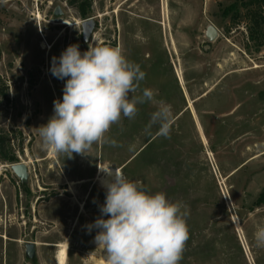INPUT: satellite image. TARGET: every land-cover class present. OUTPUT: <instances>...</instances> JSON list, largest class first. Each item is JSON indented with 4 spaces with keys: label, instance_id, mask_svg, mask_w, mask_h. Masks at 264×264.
Instances as JSON below:
<instances>
[{
    "label": "rangeland",
    "instance_id": "obj_1",
    "mask_svg": "<svg viewBox=\"0 0 264 264\" xmlns=\"http://www.w3.org/2000/svg\"><path fill=\"white\" fill-rule=\"evenodd\" d=\"M91 2L85 18L69 0H0V264H58L63 242L66 264H105L98 230L87 226L101 217L106 190L96 179L108 167L186 207L180 264H264L254 240L264 226V0ZM72 44L120 47L139 64L140 89L171 105L170 138L156 135L159 125L145 131L156 105L144 103L107 134L122 146L49 158L38 128L65 84L52 75V58Z\"/></svg>",
    "mask_w": 264,
    "mask_h": 264
},
{
    "label": "clouds",
    "instance_id": "obj_2",
    "mask_svg": "<svg viewBox=\"0 0 264 264\" xmlns=\"http://www.w3.org/2000/svg\"><path fill=\"white\" fill-rule=\"evenodd\" d=\"M50 71L65 80L62 100H54V114L38 128L41 148L50 155L71 158L73 153L86 154L93 144L122 146L107 134L122 117L134 119L137 105L144 103L156 105L145 131L151 135L152 127L159 125L156 135L170 138L171 105L157 100L151 89H140L146 73L120 47L89 46L81 52L79 45H69L52 58ZM104 171L113 178L104 184L101 217L87 227L98 230L94 240L105 264H180L189 239L186 207L163 192L149 193L120 169ZM254 240L256 247L264 248V226L257 227Z\"/></svg>",
    "mask_w": 264,
    "mask_h": 264
},
{
    "label": "bare ground",
    "instance_id": "obj_3",
    "mask_svg": "<svg viewBox=\"0 0 264 264\" xmlns=\"http://www.w3.org/2000/svg\"><path fill=\"white\" fill-rule=\"evenodd\" d=\"M36 19L39 21L42 19V15L41 13H37L35 14ZM39 23V22H38ZM41 48L42 49H52V45L48 44L46 41H44L41 44ZM182 79V78H181ZM203 139L204 141H206V137L203 135ZM54 155H49L48 157H52L53 158ZM110 168V171L112 173H115V170L118 168H112V167H108ZM107 168V169H108ZM113 177L110 176L106 171H102L99 173L98 177H97V182L100 184V186L105 189L104 184L106 182H108L109 180H111ZM106 190V189H105ZM6 237V236H5ZM7 238V237H6ZM59 247L58 251H57V262L58 264H66L67 263V257H68V246L67 243L63 242L57 245ZM105 255V254H104ZM104 255H103V261L105 263V259H104Z\"/></svg>",
    "mask_w": 264,
    "mask_h": 264
},
{
    "label": "water",
    "instance_id": "obj_4",
    "mask_svg": "<svg viewBox=\"0 0 264 264\" xmlns=\"http://www.w3.org/2000/svg\"><path fill=\"white\" fill-rule=\"evenodd\" d=\"M56 15H61V9L57 8ZM83 36L86 41H89L93 35L96 22L94 18L90 17L83 20ZM14 170L20 178L25 179L27 177L26 166L23 163H17L14 166ZM27 253L30 257L35 255V243H28L27 244Z\"/></svg>",
    "mask_w": 264,
    "mask_h": 264
},
{
    "label": "trees",
    "instance_id": "obj_5",
    "mask_svg": "<svg viewBox=\"0 0 264 264\" xmlns=\"http://www.w3.org/2000/svg\"><path fill=\"white\" fill-rule=\"evenodd\" d=\"M71 4H74L77 6L80 14L82 17H88V14L90 13L92 2L91 0H69ZM4 140L0 137V149L4 147ZM8 160L11 162H14L16 160L15 156L8 157ZM259 200L264 201V193H262L259 197Z\"/></svg>",
    "mask_w": 264,
    "mask_h": 264
}]
</instances>
